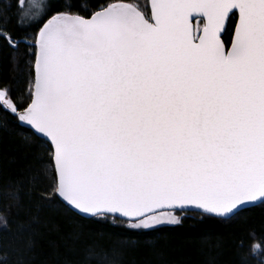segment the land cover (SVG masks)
I'll list each match as a JSON object with an SVG mask.
<instances>
[{"label": "snow or ice", "instance_id": "obj_1", "mask_svg": "<svg viewBox=\"0 0 264 264\" xmlns=\"http://www.w3.org/2000/svg\"><path fill=\"white\" fill-rule=\"evenodd\" d=\"M12 7L0 0V66L15 70L0 131L23 134L34 223L59 206L158 231L264 205V0Z\"/></svg>", "mask_w": 264, "mask_h": 264}, {"label": "trees", "instance_id": "obj_2", "mask_svg": "<svg viewBox=\"0 0 264 264\" xmlns=\"http://www.w3.org/2000/svg\"><path fill=\"white\" fill-rule=\"evenodd\" d=\"M10 2L15 13L17 0ZM0 75L12 78L15 70L5 64ZM25 158L23 134L11 126L0 131V209L6 210L0 211V264H264V205L227 221L200 223L194 216L158 231L83 223L59 206L34 223L29 198L16 184ZM29 237L31 252L24 250Z\"/></svg>", "mask_w": 264, "mask_h": 264}, {"label": "rangeland", "instance_id": "obj_3", "mask_svg": "<svg viewBox=\"0 0 264 264\" xmlns=\"http://www.w3.org/2000/svg\"><path fill=\"white\" fill-rule=\"evenodd\" d=\"M26 2H27V0H26ZM36 2H37V3H40L41 0H36ZM0 217H1V216H0ZM189 217H194V215L190 214ZM3 224H4V220H3V219H0V228L3 226Z\"/></svg>", "mask_w": 264, "mask_h": 264}, {"label": "water", "instance_id": "obj_4", "mask_svg": "<svg viewBox=\"0 0 264 264\" xmlns=\"http://www.w3.org/2000/svg\"><path fill=\"white\" fill-rule=\"evenodd\" d=\"M256 206H259V205H256ZM256 206H255V207H256ZM252 208H254V207H252ZM248 209H250V208H248ZM245 210H247V209H245Z\"/></svg>", "mask_w": 264, "mask_h": 264}]
</instances>
